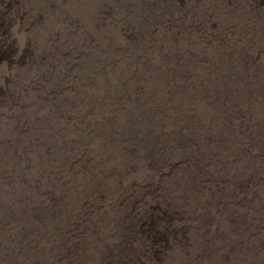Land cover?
Returning <instances> with one entry per match:
<instances>
[{
    "label": "rangeland",
    "instance_id": "374dc122",
    "mask_svg": "<svg viewBox=\"0 0 264 264\" xmlns=\"http://www.w3.org/2000/svg\"><path fill=\"white\" fill-rule=\"evenodd\" d=\"M10 3L62 45L0 118V264H264V0Z\"/></svg>",
    "mask_w": 264,
    "mask_h": 264
},
{
    "label": "bare ground",
    "instance_id": "6f19581e",
    "mask_svg": "<svg viewBox=\"0 0 264 264\" xmlns=\"http://www.w3.org/2000/svg\"><path fill=\"white\" fill-rule=\"evenodd\" d=\"M13 7L10 3L9 7L0 11V81L7 77L5 85H10L7 91L1 89V93L0 90V97L5 98L6 94L10 102L6 103L5 99L9 106L6 107L7 110L4 108L5 111L0 112V118L11 114L24 98L31 96L33 92L29 90L34 89L40 80L51 78L58 68L56 66L62 45L59 34L54 38L49 37V26L43 22L47 16H61L55 8L14 10L16 7ZM62 25L68 30L65 20Z\"/></svg>",
    "mask_w": 264,
    "mask_h": 264
}]
</instances>
